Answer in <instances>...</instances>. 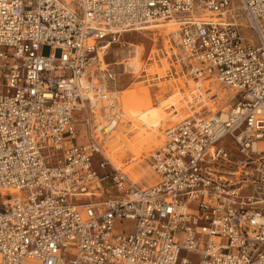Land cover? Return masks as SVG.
Instances as JSON below:
<instances>
[{"label":"built area","instance_id":"1","mask_svg":"<svg viewBox=\"0 0 264 264\" xmlns=\"http://www.w3.org/2000/svg\"><path fill=\"white\" fill-rule=\"evenodd\" d=\"M173 18L149 57L187 117L141 186L100 147L127 124L107 56ZM0 264H264V0H0Z\"/></svg>","mask_w":264,"mask_h":264},{"label":"rangeland","instance_id":"2","mask_svg":"<svg viewBox=\"0 0 264 264\" xmlns=\"http://www.w3.org/2000/svg\"><path fill=\"white\" fill-rule=\"evenodd\" d=\"M157 28L161 29L157 30ZM172 28L174 27H168L164 24H155L153 26L146 25L138 32L124 34L119 42L112 44L109 55L107 56V61L115 63L114 67L118 74H120V77L117 79L115 89L122 91L121 93L124 94L122 97V103L123 106L127 108V116L129 115L128 113L135 111L162 109L164 105L172 103L171 96L174 95L175 90L177 89L178 91L179 89L180 91V85L178 82L171 81L169 78L165 77L168 69L167 65L164 64L165 62L161 60H154L152 59V56L149 57L151 51L152 55L155 54V57L161 53L160 47L162 39H164L165 36L171 32ZM42 52L45 56H49L52 53V49L50 47H44ZM143 70L147 73V76L145 77H143V74H145L142 73ZM162 72L164 73V76H162ZM154 81L155 83H153ZM178 99L181 100L180 94L179 97L176 98V101ZM180 103L183 104L181 101ZM236 103L237 102L234 101L233 105H236ZM178 106L179 104L176 105V108H178ZM167 112L170 113L171 111L169 110ZM180 113L185 115V109L182 111L180 110ZM126 119L127 124L123 125L121 128H125L126 132L130 133V139H138L140 146L138 154L142 156L146 152L148 144L156 143L162 133L164 135V132L167 129L166 126L168 125L166 124L159 129L160 136L157 139L144 145L138 137V127H140V125L134 120L131 122L132 119L129 118V121L131 122V127H129L130 124H128V118ZM87 129L88 128L86 126H80L81 133L79 134V139L81 143L90 141V138L87 135ZM117 132L118 135L120 131L118 130ZM156 149V146L153 147L149 150V152H146L143 157L135 160L133 162L135 168L130 172H127L129 177L141 186H147L149 183L155 181L153 172L148 165V158L155 152ZM134 155L135 152L133 150L132 154L122 156L120 159H116L115 157L112 158L119 167H122L123 159L127 160ZM98 161H100V157L98 158ZM98 161H96V164H98ZM126 168L130 169L131 166L124 167L123 171ZM145 171L149 174H144L143 172ZM141 176L142 178H140Z\"/></svg>","mask_w":264,"mask_h":264},{"label":"bare ground","instance_id":"3","mask_svg":"<svg viewBox=\"0 0 264 264\" xmlns=\"http://www.w3.org/2000/svg\"><path fill=\"white\" fill-rule=\"evenodd\" d=\"M186 20L206 21V22H212V23H216V24L223 22L215 14L192 15V16L188 17ZM162 21H164V22H162ZM181 21H183V19H181V18H173L170 21L169 20H151V21H148V22H145L144 24H142L141 28L145 27L146 25L153 26L155 24H162V25L164 24L168 27H171V26L174 27L171 29V31H173V30L177 29V27H178L179 23H181ZM141 28H139V30ZM158 29H161V28H157V30ZM159 55H161V53ZM157 61H160V60H157ZM161 61L165 62L164 59H161ZM164 64H166V62ZM142 73H145L144 70L142 71ZM145 74L144 75L147 76V73H145ZM162 76H164L163 72H162ZM191 86H193V84H191ZM178 91H179V89H178ZM178 91L176 89L174 95L171 96L172 103L164 105V107L162 109L150 110V111H135V112L128 113L129 117L126 115L127 108H125L123 106V103H122V97L124 94L121 93L122 91L118 92V94H119L118 96L120 98L121 108L123 109V111L125 113L124 117L128 118V121L130 120L129 118H131L132 119L131 122L134 120L140 125V127H138L139 128L138 137L143 142L144 145L150 143L152 140H155L160 136L159 135V129L162 126L168 124L166 127L169 128L170 126H172V124L179 122L182 119H184L185 117H187V113L185 115H182L180 113V110L181 111L184 110L186 108V106L183 105L182 103H180L181 100L178 99L176 101V98L179 97V94H180V91L179 92ZM177 104H179L178 108H176ZM180 105H182V106H180ZM169 110L171 111L170 113L167 112ZM93 113L94 114H92L90 117L89 126L87 127L88 128L87 129V135L90 138V140H95L97 137H99V139H100L102 137L101 133H102V129H103L104 124H105L104 116H102L101 113H98V111H95ZM118 130L120 131V133L118 135H117V133H118L117 131L112 132L110 135H106L104 138V143L102 145H100V147L102 148L103 154L106 157L107 161L116 170L123 171L124 167L131 166L130 169L126 168L124 170L125 172L123 171L126 174H127V172H130L131 170H133L135 168V166L133 164V162L135 160H138L139 158L143 157L146 154V152H149V150H151L153 147H155V146L157 147L158 145H160L164 142V135L162 133V135L159 137V140H157L156 143L147 145L148 146L147 150L143 156L138 154V155L131 156L127 160L123 159V166L119 167L115 163V161L112 157H115L116 159H120L122 156L132 154V151L135 150V148L136 149L140 148V146H139L138 139H134V138L130 139V137H129L130 133L126 132L125 128L120 127V128H118ZM149 131H151V132H149ZM79 142H80V139H79ZM146 172L147 171H145L143 173L149 174L148 172L147 173ZM142 176L140 178H142ZM155 182L156 181L149 183V185H147V186H151ZM7 193L8 192H6V191L3 192L4 195H6ZM9 193L14 194L15 192L9 191Z\"/></svg>","mask_w":264,"mask_h":264},{"label":"crops","instance_id":"4","mask_svg":"<svg viewBox=\"0 0 264 264\" xmlns=\"http://www.w3.org/2000/svg\"><path fill=\"white\" fill-rule=\"evenodd\" d=\"M140 148H135L134 152H135V155H138V151H139Z\"/></svg>","mask_w":264,"mask_h":264}]
</instances>
